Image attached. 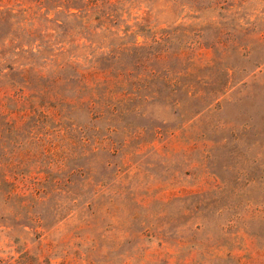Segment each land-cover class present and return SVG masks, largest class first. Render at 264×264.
I'll return each instance as SVG.
<instances>
[{"label":"rangeland","instance_id":"374dc122","mask_svg":"<svg viewBox=\"0 0 264 264\" xmlns=\"http://www.w3.org/2000/svg\"><path fill=\"white\" fill-rule=\"evenodd\" d=\"M28 2L10 1L15 8ZM126 2L130 22L139 18L172 36L169 51L187 48L196 66L186 80L210 103L202 108L200 98L185 100L150 76L153 84L139 85L141 97L124 100L112 114L90 121L75 107L68 121L81 140L63 138L52 123L33 127L40 135L47 130L57 145L77 148L88 140L109 150L70 162L90 185L77 170L62 192L80 200L69 213V203L55 194L38 202L23 196L25 207L15 196L6 204L0 168V264H264V0ZM167 62L175 67L173 56ZM225 79L215 97L212 90ZM27 80L12 74L1 82L0 122L14 115L2 111L14 109L7 95L15 88L40 100L46 81ZM129 86L116 84V97ZM53 99L42 102L50 112ZM44 168H25L19 192H35L32 177Z\"/></svg>","mask_w":264,"mask_h":264},{"label":"trees","instance_id":"16d2710c","mask_svg":"<svg viewBox=\"0 0 264 264\" xmlns=\"http://www.w3.org/2000/svg\"><path fill=\"white\" fill-rule=\"evenodd\" d=\"M10 1L0 0V88L4 86L3 79L12 74L22 76L26 82L31 76L41 78L46 84L40 88L39 101L25 99L21 87L7 95L15 104L13 110L2 111L6 115L14 113L11 120L0 122L1 182L7 186L6 204L15 196L20 200L18 204L25 207L23 196L38 202L41 195L55 194L69 203L68 210L65 209L69 213L72 203L80 204L79 199L62 193L72 183V176L79 172L81 180L90 185L84 172L70 167V162L97 150H109L106 145L96 146L88 140L77 148L57 145L48 138L47 130L40 135L32 132L33 127L44 128L52 123L63 138L81 140L84 134L78 136L79 127L68 121L75 107L86 110L90 121L95 115L112 114L121 108L124 100L140 98L139 85L148 81L153 84L150 76L163 78L159 83L171 85L172 93L179 90L186 95L185 100L200 98L202 108L210 103L191 88L193 80H186L187 75L194 74L196 66H190L187 48L179 46L169 51L166 43L172 36L161 34V29L139 18L130 22L126 0H30L20 8ZM138 35L142 40L137 39ZM146 38L151 43L146 44ZM151 44L165 47L148 52L146 48ZM169 56L174 57L175 67L167 62ZM150 61L164 64L159 68L151 66ZM123 81L130 86L117 98L114 86ZM226 83L227 79L212 90L215 97L225 90ZM48 95L54 97L46 104L54 107L52 112L42 104ZM200 109L199 106L196 111ZM28 120L32 126L26 127ZM40 167H45V173L35 174L31 180L36 191L29 195L19 192L17 178L24 176V169L36 173ZM58 210L55 206L52 213Z\"/></svg>","mask_w":264,"mask_h":264}]
</instances>
